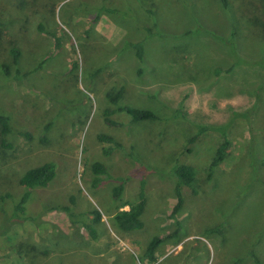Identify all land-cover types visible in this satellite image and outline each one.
<instances>
[{
	"label": "rangeland",
	"instance_id": "1",
	"mask_svg": "<svg viewBox=\"0 0 264 264\" xmlns=\"http://www.w3.org/2000/svg\"><path fill=\"white\" fill-rule=\"evenodd\" d=\"M119 90L118 104L156 118L106 123ZM0 115V264H264V0H0ZM44 162L54 178L13 215L19 178ZM95 162L112 177L98 188ZM178 163L195 191L182 188L172 215ZM141 184L144 226L123 231L114 215Z\"/></svg>",
	"mask_w": 264,
	"mask_h": 264
},
{
	"label": "trees",
	"instance_id": "2",
	"mask_svg": "<svg viewBox=\"0 0 264 264\" xmlns=\"http://www.w3.org/2000/svg\"><path fill=\"white\" fill-rule=\"evenodd\" d=\"M223 3L226 4V0H222ZM39 30H42V28L38 27ZM132 46L136 50V56L141 59L142 58V52H143V46L141 43H134ZM12 55L13 59L16 60L18 56V51L13 48L12 49ZM5 72H7L6 69H4ZM121 96V90H119L115 95H112L111 93L107 94V97L109 100L116 104L115 109L107 108L105 110V122L114 126L119 125L117 121H114L109 116L115 112H125L131 117V121H139V120H145V119H154L156 118V115L147 109H140V108H133L126 105L118 104V99ZM175 116H180L182 118L186 117L185 112L182 111V109L178 108L174 110ZM0 127L1 132L3 134L8 133L10 131L9 123H8V117L4 115H0ZM205 128L207 126H204ZM24 137L30 138V134L28 132H25ZM98 139L101 142L113 144L116 147H120L121 144L117 141H115L111 136L106 134H99ZM40 141L45 143V138H40ZM229 140L226 136L223 137L222 142L218 146L215 152V157L213 161L210 163L208 170L209 175L211 174L212 169L221 161L224 159V157L227 155L228 148H229ZM2 145L6 147H11V144L5 143L2 141ZM92 171H93V177L91 180V184L94 188L100 187L103 183H105L107 180H111V176L109 174V177L106 179L107 171L105 167L100 164L99 162H95L92 164ZM56 173V166L53 162H44L40 165L31 167L27 169L19 178V184L24 188V192L22 193L20 199L13 204V215L20 216L25 212V204L28 201L30 197L31 190L35 187H45L48 185V183L54 178ZM173 174L176 178L175 180V196H176V202L173 206L172 215H175L182 207L183 205V193L182 188L188 187L192 191H195V174L193 168L185 163H178L174 169ZM116 182H118V185L114 186L112 188L111 194L114 198H118L122 191H123V179L122 178H113ZM10 196V195H7ZM146 205V199L143 191V185L141 184L139 194H138V201L133 204H129L128 209H122L118 210L117 213L114 215V220L117 224V226L123 230V231H134L139 230L144 226V220H143V214L145 210ZM63 211L67 213L68 217L71 220V214L69 212L68 207H63ZM90 219L94 222L101 221V214L97 210H93L90 212ZM14 216L7 217V220L13 219ZM20 219L19 217H17ZM14 220V219H13ZM21 220V219H20ZM87 228V227H86ZM87 231L89 235L94 238L95 237V231L94 229H88ZM161 237H153L147 244L145 252H144V259L149 262H155L156 261V252L159 246V243L161 242Z\"/></svg>",
	"mask_w": 264,
	"mask_h": 264
}]
</instances>
